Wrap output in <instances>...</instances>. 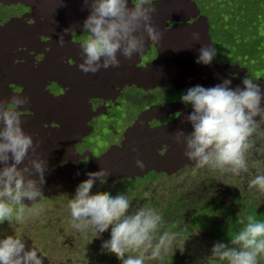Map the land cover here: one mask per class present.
Here are the masks:
<instances>
[{
	"label": "clouds",
	"instance_id": "1",
	"mask_svg": "<svg viewBox=\"0 0 264 264\" xmlns=\"http://www.w3.org/2000/svg\"><path fill=\"white\" fill-rule=\"evenodd\" d=\"M157 2H163L165 21L154 27ZM184 4L194 11L182 12ZM0 5L8 10L0 16L10 17L0 19V32L5 37L16 35V43L28 47L24 63L20 50L13 45L9 57L7 40L0 41L5 88L0 94L9 101L0 104V264H87L84 255L79 263L73 248L82 249L89 236L100 240L104 261L110 255L113 264H152L172 256L177 237L186 233L178 228L183 212L192 210L194 202L175 200L168 192V196L160 193L164 201L132 206L129 196L146 184V189L134 194L144 193L157 172L140 176L132 169H118L131 163L127 156L142 147L149 137L146 133L170 118L180 130L176 142L184 145L185 157L198 169L228 175L223 181L233 182V190L234 178L243 179L257 169L247 184L255 205L232 194L242 210L230 215L229 207L219 204L226 208L228 222L236 221L233 234L225 237L200 225L193 229L212 236L210 257L216 264L264 263V88L260 86L264 82L242 77L246 73L239 65L242 61L233 58L243 53L251 61L259 56L264 61V0L249 5L254 31L240 44L229 39L215 43L211 16L204 10L203 15L195 0H2ZM244 6L239 3L233 16L237 11L242 15ZM37 24L39 32H47L50 53L34 44L33 28L28 27ZM18 63L26 69L21 71ZM63 63L68 73L60 66ZM51 66L61 71L48 79L42 71ZM200 66L209 77L204 71L195 74ZM218 67L228 75L237 74L242 87L233 88L231 78L221 81ZM126 72L135 74L127 88L123 85ZM189 74L201 79L188 84ZM41 80L45 84L38 91ZM198 82L209 86L195 85ZM172 87L184 89L179 99L172 98ZM26 95L37 100L35 118L25 112ZM41 106L48 108L44 116L50 120H40ZM122 106L137 110L126 113L119 133L115 122ZM62 112L74 124L67 134L58 133L68 122L62 120ZM179 113L185 118L179 119ZM148 115L151 119L146 123ZM40 125L45 133H51L52 126L57 138L45 157L40 153ZM99 133H117L118 142L98 148ZM81 143L86 147L83 151L76 147L83 153L79 156L74 147ZM136 167L143 171L145 165L138 159ZM47 171L53 177L45 184ZM109 175L119 180L115 196L106 195ZM200 179L204 178H194L192 186ZM190 192L199 197L195 190ZM200 199L204 201L198 205L215 200ZM170 206L181 215H174ZM243 214L246 218L240 220ZM166 219L170 227H164ZM205 223L210 224V218Z\"/></svg>",
	"mask_w": 264,
	"mask_h": 264
},
{
	"label": "rangeland",
	"instance_id": "2",
	"mask_svg": "<svg viewBox=\"0 0 264 264\" xmlns=\"http://www.w3.org/2000/svg\"><path fill=\"white\" fill-rule=\"evenodd\" d=\"M2 0H0L1 2ZM199 11L203 13V10L208 12V14L211 16V19L209 20V26L211 28V37L213 40L218 42H223L227 39H229L233 44H240L242 39H246L250 34L252 35L254 29L251 21L248 18V8L251 4L252 0H195ZM163 2H157L154 3L153 7H157L156 12L152 16V23L153 26H157V23L164 22L165 19L162 17V8L161 5ZM239 3H245L243 14L238 15V11L236 12V15L233 16L234 9H238ZM20 7V5L17 7V9ZM188 9L192 10L187 6ZM186 8V5L181 7L182 12H187L188 9ZM7 8L3 5H0V13H6ZM17 11V10H16ZM194 11V10H192ZM161 13V14H160ZM158 14V15H157ZM161 17H160V16ZM25 16V12H24ZM158 16V17H157ZM0 19L7 20L9 19V16H0ZM157 19V20H156ZM157 22V23H155ZM16 25V24H14ZM28 28H33L30 32L32 35H34V44L36 47H39L40 49H46L50 53V45L45 40L46 38V31H40L38 29V24L36 26L30 25ZM35 28V29H34ZM41 30V29H40ZM38 32V33H37ZM4 31L1 30L0 32V41L4 42L7 40L8 42V48L9 52L7 55L11 57L12 52L11 47L14 45V47L17 50H20V58L23 61V55H27L28 53V47H24L21 45V43H16L17 37L16 35H11L8 37H5L3 35ZM36 36V37H35ZM40 41V42H38ZM16 43V44H15ZM10 44V45H9ZM46 44V45H45ZM222 46V45H221ZM23 48V49H22ZM31 49L33 47H30ZM27 50V51H26ZM247 50V47L244 48V51ZM34 54V52H33ZM36 56L39 57L38 54ZM233 58L240 59L242 62L239 64L243 70L246 71V73L242 74V77L250 76L256 81H262L264 82V71L261 70L264 67V61L259 56L255 60L251 61V59L245 58V55L243 53L233 56ZM245 60V61H243ZM24 62V61H23ZM25 63V62H24ZM43 63L40 64V67L42 68ZM80 63L78 64V66ZM244 68L243 66H246ZM63 68H65V71L68 73L69 67L66 66V63L61 64ZM66 66V67H65ZM140 68L142 67V64L139 65ZM44 67V66H43ZM18 68L21 71H24L26 68L22 67L20 63H18ZM224 68V67H223ZM214 67H209V70H213ZM218 72H220V75L222 76L221 81L226 78H231L232 86L233 88L237 86H241V81H239V77L237 74H231L228 75L224 70H222L220 67L217 68ZM32 70V68H31ZM42 70V69H41ZM61 71L58 66H51L47 70H43L42 72L47 74L48 79H52L50 75L56 74L57 72ZM200 71H204L205 75L209 77L207 70L203 69V67L200 66V68L195 72V74L199 73ZM31 72V71H29ZM126 72L123 74V85L125 88L129 87L130 84L133 82L131 80H134L135 74L129 73V75ZM44 74V75H45ZM241 76V73H238ZM125 75V76H124ZM128 75V76H127ZM131 75V76H130ZM134 77H133V76ZM28 76H25L23 80H26ZM46 77V75H45ZM191 77V78H190ZM126 79V80H124ZM200 80V76L194 77L190 74L186 77V82L190 84L194 80ZM204 79V78H203ZM238 79V80H237ZM18 81L17 79L9 81V84L14 83ZM56 81L62 85L65 84V82L56 79ZM191 81V82H190ZM128 82V83H127ZM240 82V83H239ZM45 80H41L40 85L36 88L38 91L43 90ZM239 83V84H238ZM259 83V82H257ZM195 85L200 86H209L207 83L198 82ZM194 85V86H195ZM262 88H264L263 85L260 84ZM212 87V86H211ZM2 89H5L1 83V75H0V91ZM184 89L181 87H172L170 89V94L174 100L177 98L179 99L180 96L183 94ZM22 93H25L24 89L22 90ZM28 93V92H27ZM30 94L32 92H29ZM35 94V93H34ZM24 98L27 99V104L29 106H24L25 112L33 114L34 118L36 115V108L35 100L33 95H26ZM5 102H9L8 100L3 99V96L0 94V104H5ZM32 106V107H31ZM42 117L40 120L44 122L45 120H50L48 117H45L44 115L49 111L48 108H45L43 106L39 107ZM137 109L128 107V106H122L120 108L121 116L119 119L115 122V125L117 127V130H119V133H121L124 129L125 125V118L124 116L126 113H136ZM163 115L167 114V108H163ZM62 120H67L68 122H64V128L61 132L58 133H65L71 131L74 127L73 123H70L68 117L64 112L61 113ZM179 119L185 118L183 117L182 113L178 114ZM30 118V116H28ZM162 120L165 118V116H161ZM149 119V120H148ZM151 119V116H147L145 119L146 123H148ZM187 122V121H186ZM51 133H45V127L43 125H40L38 127L39 131V141L41 143V157H45L47 153L49 152V149L55 144L57 141V138L54 133V129L52 126ZM153 133H146L148 134V138L145 140L144 144L141 148H139L138 151L133 152L131 155L127 156V159L131 162L128 165L119 166L118 169H132L138 172L140 176L142 174L146 173L147 171H150L151 173L157 172V176L154 179V183L148 184V189L145 190V192H139L137 194V191H143L146 189V184H143L140 188L135 190V192L129 196L132 201V206L134 204L139 203L140 205L146 204L147 201H153L156 200L164 201L166 197H163L161 194L166 193L168 196V192L175 200H187L189 205H192L191 202H194L193 209L188 212H183L182 215V224H179L178 228H183L185 230V234H180L177 239L176 243L174 244L176 247V250L173 251L172 256L166 258L164 257V260L162 262H152V264H216V262L212 260L210 257V249L215 243L214 240H210L212 236L208 235L205 231H196L193 228H190L191 226H197V225H191L188 227V217L191 215L192 212L195 211V214L198 213L200 216H204V211L199 210L197 205L204 201V199H200V197L203 198H212L217 202L219 205L225 204L227 207H229V213L230 215H234L235 213H240L241 208L236 205V199L232 198V194H234L235 197H242L247 198L248 201L251 204H254L252 202L251 198L254 193L249 190L247 184L248 181L255 175L256 170H253L249 174H247L243 179L234 178L235 182V190H233L234 184L232 182L231 185H228L225 181H223V178L228 175H220L217 172H212L207 169H198L195 167L193 162H190L184 155V145L182 143L176 142V135L175 133L177 131H180L176 127V122L172 120V118L167 119L165 123H163L161 126L154 128ZM108 127L106 126L105 131H108ZM155 131V132H154ZM261 131H264V126H262ZM30 135H33L32 133H28ZM117 133H99L96 137L95 145L98 148L106 147L107 145H114L118 142V138L116 137ZM187 135V134H186ZM264 143V142H261ZM79 146L80 151H83L86 147V143L77 144L74 147V152L78 153L79 156L83 155V153H79L76 151V147ZM87 151V150H86ZM91 153L90 151H88ZM143 161L145 167L143 171H141L139 168L136 167V161L137 160ZM83 168H86V164L83 163ZM253 167H249V170ZM108 172L111 170H107ZM127 174H130L128 172ZM53 176L51 171H47L45 173V184L50 183L48 179H51ZM197 177H203V182H200L196 187L192 186L193 179ZM232 177V176H231ZM48 178V179H47ZM108 188L106 191V195L115 196L118 188H119V180L118 177L114 176H108ZM190 190H195L196 193L199 195V197H195L192 195ZM152 193L157 194L156 196H153ZM161 193V194H160ZM105 195V196H106ZM137 196V197H136ZM254 201L257 202L255 196ZM258 203V202H257ZM188 205V206H189ZM255 205V204H254ZM245 214L240 216V220L245 219ZM164 227H170L171 221H168L167 219L164 220ZM243 227V225H242ZM91 239L89 241H84L82 244L83 248L78 249L76 247L73 248V253L77 256L80 261V256L84 255L87 264H113L114 261L113 258L109 255L105 261H104V255L101 250L100 246V240L96 239L94 236H89ZM96 239V240H94ZM52 245V243H50ZM52 252L53 250H50ZM71 259V258H68ZM51 259H49V262ZM174 261V263H172ZM116 262V261H114ZM82 263V262H81ZM43 264H45L43 262ZM48 264V263H47ZM57 264H65L64 261H59ZM67 264V263H66ZM264 264V263H263Z\"/></svg>",
	"mask_w": 264,
	"mask_h": 264
},
{
	"label": "trees",
	"instance_id": "3",
	"mask_svg": "<svg viewBox=\"0 0 264 264\" xmlns=\"http://www.w3.org/2000/svg\"><path fill=\"white\" fill-rule=\"evenodd\" d=\"M203 181L200 179V182ZM198 184L199 182H195ZM218 201H210L204 202L201 205H197L199 210L204 211V216H200L198 213L195 214V211L191 213V215L188 217V224L191 225H200L202 227H206L208 230L211 231L210 228L213 229V231L216 232V234L220 233L222 236H230V234H233V227L236 226V221L233 219H229V216L226 215V208L222 205L217 204ZM186 201L179 203L180 206H184ZM170 209L172 210V206H170ZM174 215L180 216L181 214L174 212L172 210ZM214 214V216H213ZM215 214H222L219 217H216ZM210 218V224H206L205 221ZM222 218L221 220H219ZM212 222L215 223V228L217 230H214V227L212 225ZM173 225V223H172ZM199 227V226H198ZM191 228H196L195 226H191ZM201 228V227H200ZM198 229V228H196Z\"/></svg>",
	"mask_w": 264,
	"mask_h": 264
},
{
	"label": "bare ground",
	"instance_id": "4",
	"mask_svg": "<svg viewBox=\"0 0 264 264\" xmlns=\"http://www.w3.org/2000/svg\"><path fill=\"white\" fill-rule=\"evenodd\" d=\"M162 4H163V3H162ZM153 5H154V4H153ZM158 6H159V4H158ZM158 6H156L155 8L157 9ZM159 7H160V6H159ZM161 10H162V9H161ZM160 14H161V13H160ZM157 15H158V14H157ZM159 16H160V15H159ZM157 17H158V16H157ZM160 17H161V16H160ZM162 17H163V15H162ZM9 18H10V17H9ZM152 20H153V19H152ZM156 20H157V19H156ZM155 23H157V22H155ZM159 23H160V22H159ZM157 24H158V23H157ZM154 27H155V26H154ZM35 37H36V36H35ZM1 39H2V38H1ZM1 39H0V40H1ZM45 40H47V38H45ZM9 45H10V44H9ZM45 45H46V44H45ZM23 48H24V47H23ZM23 48H22V49H23ZM46 49H47V48H46ZM26 51H27V50H26ZM21 54H22V53H21ZM64 64H65V63H64ZM203 69H204V68H203ZM127 74H128V73H127ZM132 74H133V73H132ZM128 75H129V74H128ZM128 75H127V76H128ZM124 76H125V75H124ZM130 76H131V75H130ZM132 76H133V75H132ZM191 76H192V75H191ZM133 77H134V76H133ZM123 78H124V77H123ZM190 78H191V77H190ZM26 79H27V78H26ZM124 80H126V79H124ZM237 80H238V79H237ZM131 81H133V80H131ZM123 82H125V81H123ZM190 82H191V81H190ZM125 83H126V82H125ZM127 83H128V82H127ZM187 83H188V82H187ZM239 83H240V82H239ZM239 83H238V84H239ZM44 84H45V83H44ZM38 88H39V87H38ZM3 99H4V98H3ZM27 106H29V105H27ZM31 107H32V106H31ZM52 177H53V176H52Z\"/></svg>",
	"mask_w": 264,
	"mask_h": 264
}]
</instances>
